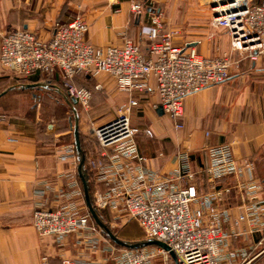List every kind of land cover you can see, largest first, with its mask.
<instances>
[{
    "label": "built area",
    "instance_id": "1",
    "mask_svg": "<svg viewBox=\"0 0 264 264\" xmlns=\"http://www.w3.org/2000/svg\"><path fill=\"white\" fill-rule=\"evenodd\" d=\"M251 1L206 0L211 26L224 31L229 38L230 53L222 57L206 58L172 45L176 32L163 33L159 11H155L149 24L141 28V35L148 42L146 55L141 52L139 40L125 38L121 46L88 44L85 41L88 24L76 16L66 26H55L46 41L25 29L3 35L0 67L22 79L60 75L67 95L83 111L88 109L91 93L73 85L72 80L78 74L107 75L114 79L117 92L128 95L144 93L152 80L159 98L154 108L160 107L173 129L180 131L186 97L224 83L231 69L242 60L255 63L264 57V2ZM129 9L138 17L144 6L133 1ZM135 107L137 101L129 98L107 122L92 130L96 157L88 166L94 185L91 193L94 209L98 214L113 211L117 223L121 218L134 222L143 239H154L170 249L175 256L173 264H252L264 252L263 249L251 256L264 242V203L252 164H240L229 145L208 148V164L202 174L210 192L200 195L194 187L172 185L173 178L148 167L137 150L136 137L152 134L130 124ZM56 158L74 162L73 145L65 146ZM188 158V152L177 154L179 169L173 175L175 179L193 178L188 172ZM231 177L235 179L234 188L246 200L234 218L228 209L219 207L231 188L216 189L218 181ZM66 179V190L52 192L54 206L49 209L45 203V194L51 191L48 185L35 192L42 199L32 211L35 234L51 239L57 247L70 235H81L83 247L89 253L101 251L105 256L100 262L63 259L60 264H154L159 257L168 262L169 253L156 246L128 250L105 241L81 202L82 192L75 173H68ZM243 234L260 238L248 247L232 248L231 237Z\"/></svg>",
    "mask_w": 264,
    "mask_h": 264
},
{
    "label": "crops",
    "instance_id": "2",
    "mask_svg": "<svg viewBox=\"0 0 264 264\" xmlns=\"http://www.w3.org/2000/svg\"><path fill=\"white\" fill-rule=\"evenodd\" d=\"M133 1L144 6L143 13L138 17L130 13V3ZM263 2L264 0H253V4ZM161 4L160 0H0V40L3 35L14 30L25 29L46 41L55 26H66L74 17L81 16L88 24L85 37L88 44L94 47L121 46L125 38L139 40L141 52L146 55L148 42L141 35V28L149 24L155 11H161ZM197 13L201 18L197 21L200 29L197 39L182 41L177 30L166 29L163 25L162 32L175 31L176 34L171 39L172 45L197 55L206 58L228 55L230 47L226 33L209 25L199 10ZM211 28L219 33L213 32ZM232 57L236 59L235 55ZM10 75L0 67V264H60L63 259L100 262L105 254L101 251L89 253L83 247L81 235H70L61 247H57L51 239L39 238L31 226L34 204L42 200L35 196V192L44 189V184L48 185L51 191L45 194V203L49 209L54 206L52 192L66 190V175L72 172L76 175V157L74 162H61L56 158L57 153L65 146L73 145L71 131L57 133L51 125H46L44 132L38 131L41 126L38 96L41 93L49 96L52 94L60 98L68 111L70 108L63 99L66 94L55 86L49 87L43 77L34 75L26 79L25 85L20 86L14 84ZM53 78L54 84L62 82L60 75ZM86 80H94L90 87L94 88V93L103 92L105 109L121 106L129 98L137 101V107L130 116V124L141 130L149 129L152 134L151 137H136L137 150L146 159L148 167L163 176H171L172 185L180 188L194 187L200 195L210 192L202 174L208 164L206 150L229 145L233 157L240 164H252L264 203V57L255 63L242 60L236 68L231 69L230 76L224 83L186 97L181 119L183 128L180 131L173 129L166 116H158V107L155 109L154 106L159 104V98L152 80L147 91L132 95L117 92L114 79L107 75L92 79L91 76L82 74L73 78L72 83L77 88L87 89L88 87L78 84ZM34 84H45L47 87L24 88ZM95 86L99 88L95 89ZM25 94L34 101L28 111L31 115L30 122L26 115L11 114L6 105L9 98ZM66 96L70 102L73 100ZM92 98L93 95L89 103ZM74 108L79 114L78 131L83 136L89 137L88 134L94 128L110 119L104 109L101 112L98 110L97 116L90 119L89 106L87 111L77 106ZM71 117L66 119L68 127ZM68 137L69 142L66 141ZM89 142L87 163H93L96 148L91 138ZM183 151L189 154L188 172L193 175L191 180H177L173 177L179 169L176 156ZM234 181L231 177L216 184L217 190L231 188L230 193L222 197L219 207L228 209L232 218L241 212L239 207L246 201L243 194L234 188ZM81 202L85 206L83 193ZM99 215L112 230L117 223L113 220L114 212L105 210ZM120 222L126 224L131 221L121 218ZM128 225L130 224L125 227ZM223 226H226V222ZM259 238L248 234L231 237V247H248ZM263 249L264 242L251 256ZM252 264H264V252Z\"/></svg>",
    "mask_w": 264,
    "mask_h": 264
},
{
    "label": "rangeland",
    "instance_id": "3",
    "mask_svg": "<svg viewBox=\"0 0 264 264\" xmlns=\"http://www.w3.org/2000/svg\"><path fill=\"white\" fill-rule=\"evenodd\" d=\"M160 3L162 4L160 6L161 11L159 12V21L166 29L177 30L182 41L195 40L199 36L200 29H198L197 21H199L201 18L197 16L198 10L200 11L201 16L206 19L207 23L211 25L209 15L210 11L208 5L206 4V0H160ZM211 29L213 32L219 33L215 29ZM101 75L104 74H99L93 77L91 76V78L95 79ZM10 77L12 78L14 76L10 75ZM78 84L80 86L84 85L85 87L90 88L94 84V80H86ZM37 100L39 102L38 111L39 121L41 123V126L38 127V131H40V133L44 132V130H46V125L53 126V130L55 132H57V129H62L63 131L67 127L66 119L72 115L60 101V98L55 97L52 94L49 96L47 94L41 93ZM33 102L34 101H32L25 94L9 98L6 105L8 106L9 112L11 114L26 115L27 120L30 122L31 115L28 111L31 110ZM104 103L105 96L103 95V92L93 94L91 103H89L88 116L90 119L94 118V116H97V113L99 112L98 110L101 112L102 109H104L105 114L111 118V115H113L115 110L119 107L113 106L109 109H105ZM88 135L89 138L92 137V134ZM69 139L70 137L66 138V141L69 142ZM123 223H116L111 231L126 241L143 240V237H141V232L134 222H126V224H130L127 228L125 227L126 224ZM103 238L105 241L107 240L104 236ZM107 242L112 245L110 241L107 240ZM154 264H173V262L170 258L167 262L164 261L163 257H159L155 260Z\"/></svg>",
    "mask_w": 264,
    "mask_h": 264
},
{
    "label": "water",
    "instance_id": "4",
    "mask_svg": "<svg viewBox=\"0 0 264 264\" xmlns=\"http://www.w3.org/2000/svg\"><path fill=\"white\" fill-rule=\"evenodd\" d=\"M45 84H34V85H26L24 88L26 89H33V88H46ZM63 99L67 103L72 113V120L69 118V129L72 133L73 137V147L75 151L76 157V175L81 183L83 199L85 203L86 210L89 214V217L100 231L101 235L107 238L110 242L114 245L119 246L124 249L128 250H136L148 246H156L158 248L163 249L164 251L169 253L170 258L172 259L173 263H175V256L170 251V249L162 242L156 241L154 239H143L138 241H126L123 238H120L118 235L114 234L111 229L103 222V220L98 215L97 211L94 209L92 205V196L89 187V180L88 175L85 169V158L84 153L81 149L79 143V131H78V114L76 109L74 108L75 101H69L66 95H63ZM158 116H162L163 112L160 107L157 108Z\"/></svg>",
    "mask_w": 264,
    "mask_h": 264
},
{
    "label": "trees",
    "instance_id": "5",
    "mask_svg": "<svg viewBox=\"0 0 264 264\" xmlns=\"http://www.w3.org/2000/svg\"><path fill=\"white\" fill-rule=\"evenodd\" d=\"M252 2V4H253V0L251 1ZM79 75H82V74H78V75H76V76H79ZM13 76V75H12ZM75 76V77H76ZM74 77V78H75ZM13 78V81H14V83H16V84H18V85H20V86H22V85H25L26 84V82H27V80L26 79H22V78H20V77H18V76H14V77H12ZM53 77H49V78H47V79H44L45 81H46V84L49 86V87H54L55 86V88L57 87L58 89H59V91H61L63 94H66L67 95V93H66V89H65V87H64V83H63V81L62 82H59V83H53ZM87 90L91 93V96L94 94V88L92 89V88H87ZM74 107H76V106H74ZM71 119H72V117H71ZM63 131H70V129H69V127L67 126ZM63 131H62V129H57V133H63ZM89 137H87V136H83V135H81V134H79V143H80V146H81V149H82V151H83V153H84V158H85V169H86V172H87V175H88V180H89V187H90V192L92 193L93 192V184H92V173L90 172V169H89V166H88V163H87V155H88V153H89V151H90V142H89ZM78 178V177H77ZM78 181H79V179H78ZM79 186H80V188H81V183H80V181H79ZM82 189V188H81ZM99 215V214H98ZM100 216V215H99ZM100 218H101V216H100ZM90 220H91V218H90ZM91 222L93 223V221L91 220ZM95 225V224H94ZM105 239H107V238H105ZM108 240V239H107ZM109 241V240H108ZM110 243H112V242H110ZM113 244V243H112ZM114 245V244H113ZM115 247H117V248H121V247H119V246H116V245H114Z\"/></svg>",
    "mask_w": 264,
    "mask_h": 264
}]
</instances>
